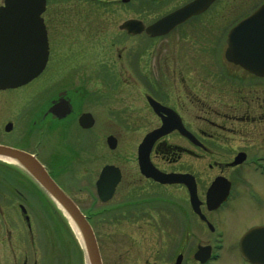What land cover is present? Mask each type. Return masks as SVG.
<instances>
[{"label":"rangeland","instance_id":"rangeland-1","mask_svg":"<svg viewBox=\"0 0 264 264\" xmlns=\"http://www.w3.org/2000/svg\"><path fill=\"white\" fill-rule=\"evenodd\" d=\"M189 1L192 0H184L175 7V5H166L164 0H132L129 4H123L121 0H52L45 15L47 23L51 25L54 45L48 70L37 83H33L17 94L9 95L13 98L18 97V94H23L22 97L26 99L25 96H30L33 92L36 93L35 87L39 82L46 84L50 80V75L60 72L62 69L65 71L72 69L73 74H80L81 66H84L85 69L88 67L98 68L96 75L99 80L92 89H85L83 96L85 101L82 100V105L85 107L83 111L94 115L96 125L90 131H82L75 123L77 130L86 137V140L83 138V145L86 148L82 149V152H78L77 166L71 164L70 153H66V148L69 145L67 143L65 147L62 145L63 133L61 131H49L48 140L42 149L45 153L41 155V158L49 166L48 162L54 158V155L48 151L49 146H53L54 152L61 156L59 160H56L57 164L52 172L60 186L76 201L80 209L86 214L92 215V225L99 242L103 264H175L179 254L184 255L182 264H193L192 258L197 252L198 244H205L201 239L207 242V239L211 238L208 232L206 234L201 230L198 232L195 230L194 233L197 234V237L193 238L189 234L180 236L183 244L182 252L177 249L172 250L168 248L171 242L169 235L154 230V222H143V220L134 222L123 219L121 216L126 215L127 211L121 213L112 211L114 202L121 200L116 199L104 204L99 200L96 188V182L102 169L105 166L113 165L118 167L124 175L116 193L118 198L131 197L134 190L139 193L143 190L142 195H159L163 192V189L144 181L145 179L139 174L135 167V161H133L137 159L138 147L144 137L158 128L159 122L147 107V103L143 101L142 96L146 91L139 84L144 82L138 81L140 72L133 67L134 59L128 54L130 48L133 46L136 53L142 50L145 55L141 60L136 59L135 67L140 65L139 68L143 69L148 66L147 68L150 67L151 70V68L159 66L158 53L161 46H166L167 50L174 52V56H177L182 51L183 45L190 43L181 39L186 35L184 31L193 23H204L207 24L208 29L211 26V33L202 27L203 32L198 33L200 36L195 39L198 42L199 51L198 72L204 69V66H208V68L219 66L215 72L221 73L222 67L219 64L223 65L224 62L223 53L228 32L264 2V0H220L210 11L197 18V21L170 34L165 44H162L161 40L146 41L145 35L130 38L120 30L124 23L131 20L142 21L147 27H150L166 15L187 5ZM190 35H196V32H192ZM204 35L217 38L216 43H202ZM212 58L215 62H210ZM171 62L174 65L173 60ZM75 63L77 68L74 67ZM130 67L134 68L132 73L129 70ZM168 67L173 73L175 67L172 65ZM228 68L229 66L226 70ZM71 71L68 70L67 73ZM133 73L136 75L133 76ZM206 73H210L208 69H206ZM230 73L233 79L242 77L247 80L248 84L253 83L251 77L241 74L234 67H231ZM232 82L237 83L235 80ZM59 91L62 92V90H58L55 94ZM90 96L100 97L101 104L98 106H100L101 112L99 114L96 113L98 108L89 109L91 102L87 103V101ZM29 125L31 127L32 122ZM261 128L264 130V125ZM95 131L97 132L95 133ZM18 134L19 131L15 135L18 136ZM28 136H33V132L30 131ZM111 136L118 140V148L115 151H111L107 145V139ZM9 138L14 142L12 137ZM21 138L22 136H20V140ZM28 139L29 137H26V142ZM68 141L70 140L68 139ZM175 141L173 139L169 142L174 144ZM262 154H264V150ZM234 155L236 152L233 153L230 160H233ZM156 162L160 163L163 168L165 164H169L163 159L156 160ZM212 163L211 159L204 158L198 159V161L184 158L181 161L183 168L193 169L189 172L196 173L203 188L218 175H221L219 169L209 167ZM173 168H177V165ZM246 170L245 168L241 170L245 172L241 173L242 177L238 176V180L248 183L255 180L256 190L264 196V178H260L258 175L250 176ZM241 171L239 169L228 170L225 176H233L234 172L239 175ZM0 186L8 188V192L3 187L0 190L6 197H9V189L13 194L16 192V187L18 190H22V194L18 193V196L23 199L24 207L31 214L33 232L32 234L27 231V227L22 221L21 212L16 209L17 207L13 212L1 206V204H17V201L7 203L4 197L3 201H0V262L5 257L4 249L6 248L4 246L10 242L17 243L16 237L20 229L29 233V236L23 234L22 241L21 237L18 241L23 245L22 258L28 255L27 249L29 251L34 249L38 264H88L78 237L52 201H49L33 185L30 178L1 160ZM183 194L185 195V193ZM185 199L186 197L183 202ZM18 201L20 200L18 199ZM252 209L256 210L251 212V216H246L243 219L241 232L264 223V211L257 210L256 207H252ZM245 213L244 209L235 213H224L222 218L215 220L213 225L222 227L230 236ZM155 227L159 228L160 226L156 224ZM198 227L201 229V226ZM145 229L148 231H144ZM178 232L181 234L183 230ZM29 254L30 261H33L31 251ZM227 256L228 259L232 258L229 257V254ZM236 261L237 264H240L237 258ZM29 263L33 264V262ZM225 263H227L226 260Z\"/></svg>","mask_w":264,"mask_h":264},{"label":"flooded vegetation","instance_id":"flooded-vegetation-1","mask_svg":"<svg viewBox=\"0 0 264 264\" xmlns=\"http://www.w3.org/2000/svg\"><path fill=\"white\" fill-rule=\"evenodd\" d=\"M131 1L132 0H130L129 3H131ZM182 1L184 0H164L166 5H175V7L177 4L182 3ZM51 2L52 0H46V11L42 16L46 30L48 51V62L45 70L37 79L22 88L0 91V145L36 156L49 171L53 170L51 161H47L49 163V166H47L41 158V155L45 153L42 149L45 147L44 143L48 140L49 131H61L64 139L66 134L63 126L66 127L67 125L73 124V129L77 130L76 124H78V127L82 131H90L95 127L96 118H94L92 113L83 111L85 107L82 105V100H84L83 96L85 89H92L99 80L96 75L98 68L92 67V69H88L91 72L94 71L95 83L84 81L83 77L87 69L83 68L84 66H81V72L76 76H71V74L74 73L71 71L72 69H68L71 71L68 73V70L65 71V69H62L60 72L50 75V80L46 84H44V82H39L36 85L37 87H35L36 93L33 92L30 96H25L27 97L26 99L22 97L23 94H18V97L15 96L13 98L9 96L12 93L17 94L21 92L24 88L29 87L33 83H37L44 75L45 71L48 70L50 65L49 62L53 56L54 45L51 25L47 23L45 15L47 14ZM122 3L125 4L123 1ZM262 4H264V2ZM5 6L6 0H0V9ZM193 21H197V18L186 22L175 31L192 24ZM202 27H205L206 31L208 30L207 32L211 33V26L208 29L207 24L204 23H193L191 27H188V29L184 31L186 35L181 39L183 41L185 39V41L190 43L186 42L187 45H183L182 51L178 53L177 56H174V52L172 53L167 50L165 48L166 46H161L160 52L158 53L159 66L151 68V70L150 67L147 68L148 66L143 69L139 68L140 65H138L137 68L135 67L136 59L141 60L145 57L142 50L136 53L135 48L132 46L128 52L131 58L134 59L133 67L140 72L138 74V81L141 80L144 82L139 84L146 91L142 96L143 101L147 103V107L159 122V127L153 131L161 128L164 120H169L171 116L164 112L160 114L156 113L151 105V101L163 108L171 110V113L175 116L174 119L179 120L183 127V130H176L155 144L151 154V160L156 168L163 173L191 175L194 178L197 204L193 203L190 190L187 186L183 184L164 185L143 176L139 165V147L142 143L138 147L137 159L133 160L135 161V167H137L139 174L145 179L144 181H146V183L163 189V192L159 195H142L141 193L143 190L141 193L134 190L132 192L133 196L118 198L116 193L124 179V175L121 171V183L117 187L110 202L116 199L121 200L114 202L112 211H115V213L127 211L126 215L121 216L123 219H129V221L134 222H139L141 220H143V222H154V230H159L169 235L171 242L168 248L172 250L177 249L182 252L183 244L180 236L189 234V236L194 238L197 237V234L194 233L195 230H197V232L201 230L206 234L208 232L211 238H208L207 242L201 239L205 244H198L197 252L192 258L193 264H224L225 260L227 262L225 264H237L236 258L239 260L238 262H240V264H252L247 262L242 256V240L252 229L264 227V223L250 227L242 232L240 229L243 219L246 216H251V212L256 210L252 209V207L264 211V196L256 190L255 180L248 183L243 180H238V176L242 177L241 173L245 171L241 170L245 168L247 169L246 172L250 173V176L255 177L258 175V177L264 178V154H262L264 150V130L261 128L264 125V79L251 75L241 67L228 62L226 59V51L228 49L227 42L230 31L226 36V47L223 53L224 62L222 60L223 65L219 64L222 67L220 70L221 73L215 72L219 66H217L218 68H208V66H204L205 68L198 72L199 51L198 42L195 39L197 36H200L198 33L203 30ZM192 32H196V35H190ZM128 36L130 38H135L134 36ZM168 36L151 39L145 35V39L146 41L161 40L162 44H165L169 39ZM203 39L204 41L202 43L206 44H214L217 40V38L213 36L206 35H204ZM171 60H173L174 65ZM210 62L215 61L212 58ZM171 65L175 67L173 73H171V68L168 67ZM228 66L229 68L226 70ZM74 67L77 68L76 63ZM231 67H234L235 70L239 71L241 74L243 73L251 77L253 83L248 84L247 80L242 77L240 79L231 78ZM134 68L130 67L129 70L131 73L134 71ZM100 69L101 67L99 70ZM206 69L209 70V74L206 73ZM132 75L134 76L136 73ZM68 76L78 79L79 83L77 87H73L72 83H66L64 81L63 84L55 88L54 85L57 80H61V78L66 80ZM232 80H235L237 83H233ZM110 86L112 87V85ZM58 90H62V92L59 91V93L55 94ZM92 97L93 96H90L87 103L90 102ZM62 102H65L69 107L68 111L70 114H68L65 119H60L58 116L51 113V110L57 108ZM99 104H101V99L97 97L95 103L91 101V105L89 106L91 108L89 109L98 108L96 113L99 114L101 112L99 110ZM90 118H92L93 127L84 129L82 125H86L88 122L87 119ZM30 122H32L31 127L29 125ZM8 126L11 127L9 131ZM18 131L19 134L16 136L15 134ZM30 131L33 132V136H28ZM96 132L97 131H95V133ZM20 136H22L21 140ZM9 137H12L14 142L10 141ZM26 137H29L27 142L25 140ZM84 139L86 140V137H84ZM173 139L176 140L174 144L169 142ZM67 143H69L68 140ZM48 151L54 154L53 146H49ZM235 152L236 155H234L233 160H230ZM241 156L245 157L243 159L244 161L240 164H235ZM184 158H192L195 161L202 158L211 159L213 163L209 165V167L211 169H219L221 175H218L203 188L196 173L189 172L193 169H185L181 165V161ZM159 159L166 160L169 164H165L163 168L160 166V163L156 162V160ZM219 160H225L227 162L222 163L223 161L220 162ZM176 165L177 168H173V166ZM236 169L241 171L239 175L234 172L233 176H225L226 171H235ZM219 178H224L227 181L221 182L222 186L217 188L216 193L220 194L224 192L226 186L229 185V195L221 200L224 202H222L218 208H214V206H211L209 203L217 200L219 201L222 197H211L209 196V192ZM2 187L8 192V188L4 186H0V190ZM221 188L223 190H221ZM15 190L16 192L13 194L12 190L9 189V197L4 196L0 191V201L2 202L5 197L7 203L17 201V204H1V206L13 212L15 207H17L16 209L21 212L22 221L25 227H27V231L33 234L31 214L28 209L24 207L23 199H20L21 197L19 198L18 196V193L22 194V190H18L17 187ZM34 192L37 193L35 190ZM183 193H185V195ZM184 197H186L185 202H183ZM18 199L20 201H18ZM243 209L246 213L241 217L240 222L236 224L237 226L235 227L234 233L230 236L222 227H215L213 225L215 220H220L224 213H235L239 210L243 211ZM248 209L249 211L247 212ZM156 224L160 227H155ZM198 226H201V229ZM16 229L18 230V228ZM181 230H183V233L180 234L178 231ZM144 231L148 230L145 229ZM17 234L16 238L18 241L20 237L22 241V237H24L23 234L29 236V233L20 229ZM18 241L15 244L10 242L4 246L6 248L4 249L5 257L0 263L30 264L29 262H33V264H38L34 249L30 250L34 258L33 261H30V257L28 256L30 255L29 249L26 250L28 255L22 258L21 252L23 245ZM228 254L230 255L229 257L232 258L228 259V256L226 257ZM176 259L175 264H182L184 255L179 254ZM167 262L169 263L170 261Z\"/></svg>","mask_w":264,"mask_h":264},{"label":"water","instance_id":"water-1","mask_svg":"<svg viewBox=\"0 0 264 264\" xmlns=\"http://www.w3.org/2000/svg\"><path fill=\"white\" fill-rule=\"evenodd\" d=\"M129 3L130 0H122ZM217 0H196L186 7L164 17L146 28L141 21H128L121 30L130 35L143 32L149 37H161L169 34L189 19L206 12ZM46 10V0H6V6L0 9V90L17 89L32 82L45 70L48 62L46 30L42 15ZM228 62L242 67L249 73L264 78V5L247 19L241 21L228 35ZM155 112H164L171 116L164 120L163 126L150 133L139 148V165L143 176L161 184H185L196 203L194 178L189 175L164 174L151 162L154 145L162 138L176 130H183L179 120H175L171 110L151 101ZM68 106L62 102L51 113L65 119L69 113ZM67 111V112H66ZM59 112V113H58ZM60 114V115H58ZM85 129L93 126L92 118L87 119ZM11 129L8 126V131ZM111 150H116L118 142L114 137L108 139ZM241 156L235 164L242 163ZM0 159L28 174L46 195L64 214L68 222L77 230L88 264H103L94 230L88 217L78 205L58 186L39 160L26 152L0 145ZM122 180L121 171L113 166L106 167L97 183L98 196L103 203L109 202ZM224 178L217 179L209 192V196H227L229 185L220 194L216 193ZM221 190H223L221 188ZM223 201H213L211 206H218ZM196 206V205H195ZM197 207V206H196ZM72 226V228H73ZM73 228V229H74ZM74 229V231H75ZM76 233V231H75ZM76 233V234H77ZM242 254L253 264H264V228L250 231L242 240Z\"/></svg>","mask_w":264,"mask_h":264},{"label":"bare ground","instance_id":"bare-ground-1","mask_svg":"<svg viewBox=\"0 0 264 264\" xmlns=\"http://www.w3.org/2000/svg\"><path fill=\"white\" fill-rule=\"evenodd\" d=\"M88 69H92V67H88L86 70H85V73H84V81H88V82H92V83H95L94 82V78H95V75H94V71H89ZM77 74H73L71 76H76ZM64 81L66 83H72L73 84V87H77L79 81L78 79L76 78H70L69 76L66 78V80L64 78H61V80H57L55 82V88L56 86H59L61 84L64 83ZM93 101L94 103L97 101V97H92L90 99V102ZM64 132H65V136H64V139L62 140V145L65 147V144L67 143V140L69 139V143H68V148H66V153H70V161H71V164L74 165V166H77V162H78V152H82V149H85L86 146L83 145L84 144V141H83V138L85 137L84 134L80 133L78 130L76 129H73V124H70V125H67L66 127H64ZM62 128V129H63ZM73 129V130H72ZM54 158L51 159V163L53 165L52 169H54L56 167V160H59L61 158V156L59 155V153H56L54 152ZM2 161H5V162H8V160H4V159H0ZM9 163V162H8ZM78 169V168H77ZM76 169V173L78 172ZM73 226V225H72ZM74 228V226H73ZM75 229V228H74ZM76 233H77V230L75 229ZM77 237H78V233L76 234Z\"/></svg>","mask_w":264,"mask_h":264}]
</instances>
